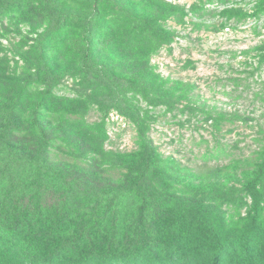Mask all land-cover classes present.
Here are the masks:
<instances>
[{"label": "rangeland", "instance_id": "1", "mask_svg": "<svg viewBox=\"0 0 264 264\" xmlns=\"http://www.w3.org/2000/svg\"><path fill=\"white\" fill-rule=\"evenodd\" d=\"M144 19L166 38L149 36ZM32 122L45 135L27 131ZM146 145L151 193L131 187ZM261 163L264 0H12L0 9V193L11 195L0 264L35 262L26 232L47 233L43 255L75 246L61 245L75 225L106 244L118 233L128 241L125 261L80 264H132L134 240L150 244L135 264H264V210L246 187L256 180L264 207Z\"/></svg>", "mask_w": 264, "mask_h": 264}, {"label": "trees", "instance_id": "2", "mask_svg": "<svg viewBox=\"0 0 264 264\" xmlns=\"http://www.w3.org/2000/svg\"><path fill=\"white\" fill-rule=\"evenodd\" d=\"M12 0H0V9H2L3 7L7 6L9 2H11ZM227 12L231 13H235V11L233 10H228ZM237 12V10H236ZM236 14V13H235ZM231 16V15H229ZM145 20V24L147 26V30L149 32V36H153L155 38H161L164 37L166 38L167 34L165 33L166 31L160 27V25H156V23L153 25L152 22L153 20H148V19H144ZM86 51L89 52H84V58H85V66H86V70L89 73V75L91 77L94 76L95 72L97 73L93 63L91 62V50L88 49ZM95 71H93V70ZM104 81H107V84L112 87V83L110 80H108L106 77H103ZM36 124V127H35ZM38 129L40 128L41 130V134L45 135V132L41 129V127L39 126L38 123L36 122H32V125L27 129L28 130H34V129ZM143 148L145 149L144 153H140L135 155V157H139L140 161L138 162L137 166H133L131 171L134 173H137L138 178H136L135 180H133V183L131 185L132 186H138L141 190L143 188H146V190L150 192L149 188H148V184L149 181L152 179V173L154 172V152L151 151V148L146 146H143ZM150 151V152H149ZM141 156V157H140ZM144 165L143 167H140ZM264 176V163H261L259 165V175L258 177H263ZM248 192L251 194V196L254 199V206H258L260 208V210H264V207H262V201H263V197L260 191L257 190V182L256 180H252L249 181L246 185ZM10 192H1L0 193V210L4 211L5 214H8L10 209H7L8 211L5 212V204H7L10 201ZM145 200L144 202L140 205L139 207V215H138V219L140 221V226L143 227V229L146 227L147 221H148V216L147 213L150 210L149 207V203L146 197H144ZM117 199V198H116ZM115 199V200H116ZM111 204L116 205V207H119V204L117 203H113V201L111 202ZM110 204V205H111ZM198 204V203H197ZM9 205V203H8ZM200 205V204H198ZM199 210V209H198ZM195 216H198V223L201 224L203 227L209 228L210 225L208 223V221H206L205 217H203V215H201V213L198 214V211L195 208ZM4 220V219H3ZM3 220L1 222H3ZM50 221L48 220V223ZM47 223V222H46ZM45 223V225H46ZM44 225V230H47L46 227ZM76 226V225H75ZM72 227L71 229L75 230L74 234L77 233V230L79 232V234L77 236H75L74 238H72V240L70 241V243H66L64 242L61 245H75V246H62L61 248L55 249L53 252L49 253L48 255H43L42 252L38 249L37 245H43L45 244L44 241L46 240V232L42 233V230H38L34 235H28L27 238L24 237V235L26 234H30L28 232H26L21 238L24 240V242H28L29 248H28V252L27 254H31L34 256L33 260L36 262V264H42L43 262H47V263H51V262H59V261H63V263H71L74 260H78V264L80 263H84L87 262L90 258H94L95 260H99V255L102 254H106L105 257H103L104 261H108L111 258H119V260L121 261H125L126 260V255H124V253H118V250L121 248V246L119 245H127L128 241H127V235H124L122 233H118L120 235V239L117 236H114V243H108L106 244L105 242H102L100 240V235L98 234H92L91 232H87L83 229H81L79 227V225H77L76 227ZM81 226V225H80ZM13 228V229H12ZM13 232L15 235H17L18 237H20V231L21 229H19L18 224L15 223V225H11L9 227V230H14ZM116 231H119V229H115ZM114 230V233H116V231ZM213 232V230H211ZM40 232V233H39ZM198 234V233H195ZM100 236V237H98ZM235 238V237H234ZM234 238H232L230 241L227 242V240H225L224 243L220 242L218 244L219 246V250L218 253L215 256V263L217 262V257L220 256L221 252L226 250L227 247H224V245H231L230 243L233 242L234 244ZM44 240V241H43ZM20 241V239L18 240ZM97 242V245H103L106 247H102V248H95L96 251H92V254H85L83 253V251H85L84 247H81L80 245H95V243ZM240 243V241H238ZM135 243V244H134ZM163 243H165L163 241ZM19 245H23V243L21 242V244ZM128 245H137L133 247V249L131 250V253L128 255V259L130 260V263L135 264L138 260V256L142 255L141 252L148 250V245L149 242H138L136 240L130 242ZM140 245V246H139ZM115 247V248H114ZM93 248V246H92ZM137 249V250H136ZM72 251L70 254H67L68 252ZM153 253V252H152ZM26 254V255H27ZM156 257H158V255H154ZM35 262L31 263V264H35Z\"/></svg>", "mask_w": 264, "mask_h": 264}]
</instances>
